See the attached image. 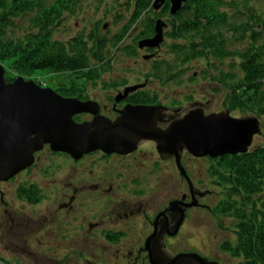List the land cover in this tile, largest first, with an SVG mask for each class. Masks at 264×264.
<instances>
[{
  "label": "flooded vegetation",
  "instance_id": "obj_1",
  "mask_svg": "<svg viewBox=\"0 0 264 264\" xmlns=\"http://www.w3.org/2000/svg\"><path fill=\"white\" fill-rule=\"evenodd\" d=\"M161 11L162 9L156 13ZM151 19L156 22L158 20L165 22L164 18L158 17L155 13L151 15ZM168 27L169 24L164 30V35L170 28ZM142 30L144 29H140V31ZM153 36L144 37L138 42ZM136 38L135 36L134 40ZM164 38V43L159 48L145 47L141 49L139 45H133L136 47L138 57L143 58L148 65V69L144 70L142 76L135 79L133 83H130L129 79L124 76H116L114 73L112 82L104 81L111 86L114 84V87L109 88L110 85H108L106 88L109 89H104L101 84L103 91L97 99L92 98L89 92L88 96L83 98L63 97L77 99L81 102H95L99 106L98 116L111 121L120 117L121 112L128 106L159 107L161 116L156 121V127L162 131L167 130L173 123L182 120L194 110L202 109L205 115L222 113V111L213 112L209 109L208 105L214 98V87L222 88L223 86L212 80L214 73L205 64L201 75L210 92L207 95H205L206 92L201 94L208 96L211 100L206 99V103L193 101L192 96L188 95L186 96V105H183L185 100L164 101V98L160 96L161 92L166 89L165 85L183 84L181 71L185 70V75L194 65V62L184 68L177 65L174 72L167 74V70L163 66L164 58L162 59L161 50L162 46L168 47L172 42L168 41L166 37ZM170 53L172 54L171 51ZM117 54V50L114 49V58ZM162 69L163 72H161ZM164 73L166 75H163ZM197 75L198 73H194L189 81H195ZM206 76L212 77L205 78ZM134 87L137 89L125 94L128 88ZM52 89L56 91V89ZM222 108H224L223 105ZM95 116L94 113H82L76 115L74 120L76 123L91 122ZM257 137L254 138V142ZM183 153L184 156L189 154L186 151ZM184 156L182 154L181 165L193 183L192 189L191 184L189 185L188 180L179 169L177 159L171 157L163 160L157 151V143L151 139L140 140L136 150L128 154H107L97 150L78 159L68 153L54 152L50 145H45L42 150L34 154V162L31 167L8 181L0 182V200L6 207L3 208L5 219L0 225V247L3 246L10 252L16 249V251L24 253L26 258H23L32 264L35 263L34 259L36 258L45 259L41 261L49 260V262L57 261V264H66L63 258L54 259L64 255V250L59 253L56 247L70 248L73 245L78 249L72 254L76 259L84 256L83 247H90L93 257L92 259L85 258L84 264H150L149 254L145 251L146 243L155 231H161V227H156L154 222L172 202L182 200L185 204L195 200L196 206L186 210L185 220L175 236L166 235L164 237L162 245L167 256L174 257L179 254L172 255L168 251V247L175 245L177 237L191 221L192 214L199 210L207 212L213 221L215 219L218 222L217 228L221 233L227 231L233 235L234 240L226 239L221 245L227 241L234 243L236 236L231 227L234 219L219 217L214 212L223 196H221V192L214 190L220 188L214 184L215 179L210 174L213 167L220 166L225 156L195 158L190 155V157L187 156L188 162L183 161ZM199 163L206 164L203 167L204 172ZM200 172L205 174L206 180L195 179L196 176L193 174ZM153 175L154 177H151ZM166 177L169 180L172 179L176 185L175 196L163 203L165 189L157 190L166 186ZM13 182H18L14 191V197L18 201L24 202L32 208H46V211L40 213V216L43 214L40 224L31 216L15 214L11 208L7 207L9 203L6 202L5 191L9 190L8 187L11 188L9 184ZM183 183L187 186L185 191ZM155 185L159 186L154 192L152 190H155ZM24 189L31 192L24 193L22 192ZM119 193L122 195H118ZM27 199H31L33 203H29ZM207 199H215L214 204L207 205ZM72 213L82 216L83 225L80 224L79 228L71 231L62 228L61 223L66 221L68 215L71 216ZM166 215H168L169 221L167 222L171 229L173 227L171 215L168 212ZM230 220H232V224L223 225L225 221ZM70 224L75 227L77 223ZM219 224L223 228H220ZM79 235V241H76L75 238ZM189 244L192 246V250L196 249V251L188 250L184 253H197L211 261L216 260L210 254L209 248L207 252L204 250L207 249L204 245L201 250H197V246ZM45 249L50 250L45 252ZM220 251L223 255L234 258L229 253L221 249ZM70 252V250L66 251V253ZM1 259H3L2 256Z\"/></svg>",
  "mask_w": 264,
  "mask_h": 264
},
{
  "label": "trees",
  "instance_id": "obj_2",
  "mask_svg": "<svg viewBox=\"0 0 264 264\" xmlns=\"http://www.w3.org/2000/svg\"><path fill=\"white\" fill-rule=\"evenodd\" d=\"M78 1L0 0V64L26 79L39 72L65 75L69 82H60L54 89L61 96L83 98L90 86L114 87L104 83L113 68L114 49L137 58L136 47L126 42L141 25L144 30L134 44L153 36L156 21L151 15L155 13L170 27L165 37L172 42L168 49L174 59L163 61L167 74L177 65L184 68L203 62L214 73L205 78L212 77L223 86L225 109L264 119V13L257 1L188 0L172 16L168 1L156 13L154 0H138L128 23L115 36L109 30L104 32L105 24L98 23L88 33L56 40L62 21L76 14ZM225 62H229L227 71L220 69ZM181 73L186 75L185 70ZM261 135L264 137L263 131ZM210 174L223 196L215 214L234 219L231 227L236 241L224 242L221 249L241 258L240 264H264V144H254L246 154L223 157ZM0 264L10 263L0 258Z\"/></svg>",
  "mask_w": 264,
  "mask_h": 264
},
{
  "label": "water",
  "instance_id": "obj_3",
  "mask_svg": "<svg viewBox=\"0 0 264 264\" xmlns=\"http://www.w3.org/2000/svg\"><path fill=\"white\" fill-rule=\"evenodd\" d=\"M170 13L176 15L187 0H169ZM165 0H156L159 10ZM166 23L158 20L155 36L139 42L141 49L158 48L164 40ZM106 29V25L104 26ZM6 68L0 64V182L14 178L32 166L34 154L50 145L54 152L68 153L74 158L97 150L107 154H128L136 150L142 139L157 143L163 160L175 157L183 176L192 182L181 165L182 153L189 152L196 158L223 157L245 154L252 147L254 138L262 133L261 123L255 116L234 118L229 111L205 115L202 109L191 111L167 130L157 129L161 116L159 107L128 106L115 121L98 116V104L64 98L51 88H42L35 81L17 77L8 83ZM137 87L128 88L130 91ZM94 113L91 122L76 123L74 117ZM185 199V198H183ZM174 201L160 214L154 224L155 231L148 239L145 251L150 264H219L196 253H180L169 257L162 241L166 235L175 236L186 217V210L196 206V201L185 204ZM170 212L173 227L168 226L166 213Z\"/></svg>",
  "mask_w": 264,
  "mask_h": 264
},
{
  "label": "rangeland",
  "instance_id": "obj_4",
  "mask_svg": "<svg viewBox=\"0 0 264 264\" xmlns=\"http://www.w3.org/2000/svg\"><path fill=\"white\" fill-rule=\"evenodd\" d=\"M257 1L255 4L257 7L260 8L261 12L264 13V0H255ZM134 6L133 0H79L77 3V7L75 9L76 14L74 16L66 17L63 21L61 26L58 28V31L55 34L56 40L66 41L70 38L74 37L75 35L82 33L86 31V33L90 32L95 26L100 23H103L107 25L106 29H103L104 32H107L109 30L110 35H115L118 33L119 30H121L127 23L130 18L132 8ZM130 7V12H129ZM24 28V26L22 27ZM139 27L136 32H133L132 38L127 40L126 44L133 47L134 45V38L137 37L140 33ZM23 29L19 30V34H23ZM264 37V32H263ZM168 42V41H167ZM169 47V46H168ZM168 47H163L161 50L162 59L169 60L174 59V55L171 54L168 50ZM138 57V56H137ZM137 60V61H136ZM214 64H217L214 62ZM4 66V65H3ZM148 65L145 63V60L141 58L140 56L138 59L131 58L126 56L125 54H117L116 57L113 60V68L110 74L106 75L105 81L107 83H110L114 80V73H116V76H124L125 78L129 79L130 83H133L135 79H137L139 76L141 77L144 73L143 71L148 69ZM229 66V62H225L220 66V69H224L227 71ZM204 67V63H201L199 61L194 62V65L191 67V70L186 73V75L183 77V84H167L166 89H164L160 96L164 98V101H170V100H185L183 105H186V96L191 95L193 101H200L203 103H206V99L211 100L208 96H204L201 93L206 92L205 95H207L210 90L209 88L204 84L205 80L203 76L201 75V70ZM6 68V67H5ZM6 68V79H13L16 74L12 73L10 70L7 72ZM236 71L238 72L237 68ZM198 73V75L195 77V81H189V78L194 74ZM20 77H23L19 75ZM26 81H35L37 85H39L42 88H55V86L60 82H66L68 83V79H65V75L62 74H47L46 72H39L34 74L33 79H26L23 77ZM39 78V79H38ZM37 80H41L40 84L37 83ZM8 82V81H7ZM10 83V82H8ZM153 88V86H152ZM214 98L210 102L208 106H210V110L213 112H226L229 111L228 109L222 108L223 105V96H224V90L222 88L214 87ZM102 88L101 85L93 87H88V92L92 96V98L97 99V97L102 94ZM230 115L234 118H246L252 115H245L240 113H231ZM261 123V127L263 130L264 135V119L259 120ZM255 145H261L264 144V137L258 136L255 139ZM184 156V153H183ZM190 155L186 154L184 156L183 161L188 162L187 159ZM203 167L206 165L205 163H199ZM203 172H200L195 175V179L199 181L206 180L205 174ZM155 175V174H154ZM151 176V177H154ZM158 177V176H157ZM166 180V181H165ZM166 186L163 188H159L157 190V185L154 187L155 190L152 191H160L165 189V193L163 196V203L167 200L172 199L175 196V183L172 179L169 180L168 177L165 178ZM158 184V182H157ZM18 185V182H13L12 184H9L10 187H8V191L6 192L5 199L6 202L9 203L8 208H11L13 212L20 215H26L31 216L32 218L36 219L37 222L40 224L43 218V214L40 213L46 211V208L39 207V208H32L30 205H26L24 202L18 201L16 199L14 191L16 190V187ZM190 185V183H189ZM193 185V183H192ZM184 191L186 190L187 186L185 183H183ZM216 192H221L220 189H214ZM118 195H122L119 193ZM207 202L209 206L213 205L215 202V199H207ZM50 203V202H46ZM3 208L4 205L1 203L0 200V225L4 222V215H3ZM46 215V214H45ZM25 217V216H24ZM82 216H79L77 213H72L71 216L68 215V218L66 221H64L62 224V228H66L68 230H75L76 228H79L80 224L83 225V222L81 220ZM76 222L77 224L75 227L71 226L70 223ZM226 222V221H225ZM223 223V225L232 224V220L227 221L226 223ZM218 222L213 221L210 214H208L205 211L199 210L197 213L192 214L191 221L187 226L184 227V231L179 234L177 237V240L175 241L174 246H169L168 251L174 255V253H184L188 250H192V246L189 244L197 246V250H201L202 245L205 246L204 249L206 252L209 248L210 254L213 258H216V262L219 264H240L242 261L241 258H230L226 255H223L220 251V245L223 241L226 239L234 240L233 235L227 231L221 233L219 229L217 228ZM223 227V226H222ZM1 228V227H0ZM80 235L77 236L75 239L76 241H79ZM193 240H192V239ZM77 246L73 245L70 248H58L56 247V250L61 253L64 250V255L61 257H56V259H62L66 262V264H73L75 262H79L78 264H84V259L89 258L92 259V254L90 253V247H83V253L84 256L80 259H76L75 256H73V251L78 250L76 249ZM28 249V248H26ZM35 250V248H33ZM37 249V248H36ZM50 249H45V252H47ZM67 250H70V253H66ZM196 251V249H193ZM192 250V251H193ZM198 252V251H197ZM192 253V252H190ZM197 254V253H196ZM178 255V254H177ZM3 257L4 262H9L10 264H32L29 262V260L24 259L25 257L24 253L16 251V249H13L11 252L5 250V248L2 246L0 247V258ZM79 256V254H78ZM26 258V257H25ZM45 260L44 258H36L34 259V264H57V261L49 262L48 261H41Z\"/></svg>",
  "mask_w": 264,
  "mask_h": 264
},
{
  "label": "bare ground",
  "instance_id": "obj_5",
  "mask_svg": "<svg viewBox=\"0 0 264 264\" xmlns=\"http://www.w3.org/2000/svg\"><path fill=\"white\" fill-rule=\"evenodd\" d=\"M170 214V212H168ZM165 217H168V215H166Z\"/></svg>",
  "mask_w": 264,
  "mask_h": 264
}]
</instances>
